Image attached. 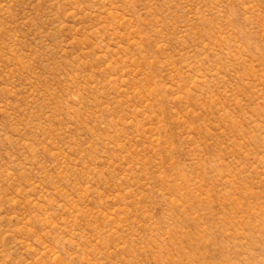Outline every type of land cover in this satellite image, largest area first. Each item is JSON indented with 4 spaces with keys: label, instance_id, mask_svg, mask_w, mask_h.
Masks as SVG:
<instances>
[{
    "label": "rangeland",
    "instance_id": "rangeland-1",
    "mask_svg": "<svg viewBox=\"0 0 264 264\" xmlns=\"http://www.w3.org/2000/svg\"><path fill=\"white\" fill-rule=\"evenodd\" d=\"M0 264H264V0H0Z\"/></svg>",
    "mask_w": 264,
    "mask_h": 264
}]
</instances>
